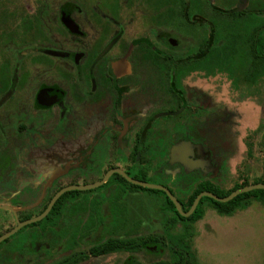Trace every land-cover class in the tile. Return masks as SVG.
I'll use <instances>...</instances> for the list:
<instances>
[{"label":"flooded vegetation","instance_id":"obj_1","mask_svg":"<svg viewBox=\"0 0 264 264\" xmlns=\"http://www.w3.org/2000/svg\"><path fill=\"white\" fill-rule=\"evenodd\" d=\"M199 1L135 0L139 17L125 15L128 0L65 1L48 39L33 42L32 17H1L0 135H23L26 158L0 151L10 207L0 236L21 224L0 241V264H106L126 252L118 264H143L140 252L169 248L172 260L192 238L183 232L209 196L184 215L165 189L134 180L166 187L184 212L217 195L229 180L224 136L242 116L219 87L264 98V0H208L213 14L191 15Z\"/></svg>","mask_w":264,"mask_h":264},{"label":"rangeland","instance_id":"obj_2","mask_svg":"<svg viewBox=\"0 0 264 264\" xmlns=\"http://www.w3.org/2000/svg\"><path fill=\"white\" fill-rule=\"evenodd\" d=\"M65 1L72 0H0V17L4 15H13L16 18L19 16L32 17L38 29L35 28L30 32L29 40L32 42L39 38L47 40L48 36L41 33L42 29L46 28L49 31L52 27H57L54 17L55 11L58 5ZM212 1L217 4L220 3L219 0ZM127 6L131 9V13L126 10L125 15L127 17H139L142 14L140 13L141 7L136 4L135 0H128ZM198 9L205 15L214 13L208 0L197 2L194 8L190 10V14L198 13ZM185 27L190 29L189 25ZM8 28L10 27L6 25V30L0 29V48L3 47L1 37H4L3 33H7ZM5 57L6 55L0 51V64ZM219 88L225 93H222L224 97H229L242 112L238 122V133L234 136H224L223 180L235 179L238 176L239 166L247 158L245 139L249 132L256 129L258 131L255 137L256 150L254 157L248 164L249 173L251 178H264V98L255 93L253 100H242L241 102L240 99L236 98V94L227 92L230 90L228 83ZM262 89L261 87L258 90L260 94ZM237 100L238 103H235ZM8 135L6 140H3L0 135L2 155L11 158L10 155L16 152L17 160H24L26 156L23 145L26 144V141L23 135H18L13 131L9 132ZM8 144L9 146H7ZM0 200L2 199L0 198ZM5 214V210L0 209V223ZM191 228L194 231L192 236L194 239L184 240V243L175 249L176 251L180 250L178 252L182 254L186 253V255L189 249L192 253L194 252V258L187 260L188 264H264V201L260 199H251L246 207L237 210L231 216L220 215L216 211H208L204 218L196 224L194 223ZM188 233L184 231L182 236L186 237ZM128 256V252L119 256L111 255L104 262L106 264H118L122 263ZM137 256L143 264H149L169 259L170 250L165 248V251L158 255L140 252Z\"/></svg>","mask_w":264,"mask_h":264},{"label":"trees","instance_id":"obj_3","mask_svg":"<svg viewBox=\"0 0 264 264\" xmlns=\"http://www.w3.org/2000/svg\"><path fill=\"white\" fill-rule=\"evenodd\" d=\"M260 59H262V57H260ZM262 73H263L262 66L256 67L255 68V79L257 80V78L259 77V74H262ZM256 136H257V130L256 131L253 130L248 133L245 139L246 144H247V158L239 166L238 176L235 179H229L226 183H224V185L222 186V189L220 191H217L218 196L220 197L227 196L235 189L242 187V186L249 185L251 183L264 182V178H251L250 173H249L248 163L254 157V154H255V150H256L255 137ZM231 181L232 183H230ZM251 199H260L261 201H264V189H254L248 192H244L242 194L237 195L235 198L227 202H221L211 197H205L204 200L201 201V203L199 204L198 210L196 211L195 215L191 216V219H190L191 224L193 225L200 219L204 218L208 207L215 209L220 215L231 216L234 213H236L237 210L246 207L250 203ZM192 201H193L192 199L189 201L187 207L191 205ZM169 202L175 208L174 203L171 200H169ZM204 202L206 203L205 206H204ZM175 212L180 217L178 211L175 210ZM192 230L193 229L191 228V230L189 231L190 236H193L194 234V231ZM136 249L138 248L129 247V246L127 247L110 246L109 249L106 250V252L108 251L112 253L118 250H136ZM178 251L175 250L173 254L172 260L174 262L172 260H165V261L155 262L153 264H188L189 262L187 260H189L190 258H194L193 257L194 252L192 253L190 249L188 250L189 252L187 253V255L186 253L182 254L181 252H178ZM132 264H141V263L138 261H135Z\"/></svg>","mask_w":264,"mask_h":264},{"label":"water","instance_id":"obj_4","mask_svg":"<svg viewBox=\"0 0 264 264\" xmlns=\"http://www.w3.org/2000/svg\"><path fill=\"white\" fill-rule=\"evenodd\" d=\"M135 183L139 184V185H142V186H146V187H149V188H160V189H165L168 194L170 195L171 199L174 201L177 209L184 215H190L197 207L200 199L202 196L206 195V196H209V197H212L213 199L217 200V201H221V202H227V201H230L232 200L233 198H235L237 195L239 194H242L244 192H248V191H251V190H254V189H264V182H257V183H251L249 185H246V186H242V187H239L237 189H235L234 191H232L229 195L227 196H224V197H220L216 194H214L213 192H210V191H206V192H202L201 194H199L197 196V198L194 200L193 202V205L192 207L190 208V210L188 212H184L181 208V204L179 202V200L172 194V192H170V190H168L166 187L162 186V185H158V184H152V183H149V182H146V181H141V180H134ZM71 187H68L64 190H61L60 192H58L54 198L52 199V201L50 202L47 210L35 217V218H32L30 220H28L26 223H31V222H35V221H38L40 219H42L48 212L49 210L52 208V206L54 205V203L56 202V200L59 198V196L64 192L66 191L67 189H70ZM1 207H7V208H10L9 206H0ZM21 226V224L16 227L14 230L10 231V232H7L3 235L0 236V241L6 239L7 237H9L11 234H13L19 227Z\"/></svg>","mask_w":264,"mask_h":264}]
</instances>
